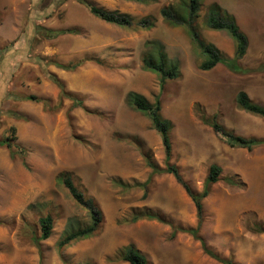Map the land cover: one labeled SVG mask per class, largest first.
I'll return each instance as SVG.
<instances>
[{"label": "rangeland", "instance_id": "rangeland-1", "mask_svg": "<svg viewBox=\"0 0 264 264\" xmlns=\"http://www.w3.org/2000/svg\"><path fill=\"white\" fill-rule=\"evenodd\" d=\"M82 1L0 0V139L11 138L15 127V142L26 150L12 155L0 145V264H131L123 259L131 243L148 264H264V143L232 147L203 121L216 119L225 130L264 139V119L236 101L240 90H248L264 105V0H203L195 21L202 37L229 53L235 40L208 28L207 15L216 3L237 14L250 36L239 60L242 72L222 63L200 69L206 56L190 28L171 24L160 12L173 4L183 14L177 6L183 0ZM87 3L134 18L154 16L156 23L120 27L96 17ZM49 30L57 36H46ZM152 39L181 69L163 87L160 75L142 64ZM130 91L161 101L172 122L171 162L196 193L211 165H220L219 181L203 199L200 230L216 257L187 232L171 238L173 226L197 225L196 206L171 173L151 177L146 156L165 168V151L149 114L130 103ZM65 172L94 198L104 219L91 237L60 246L68 231L91 221L62 184ZM148 211L163 221H131ZM47 214L54 227L41 239L40 219Z\"/></svg>", "mask_w": 264, "mask_h": 264}, {"label": "trees", "instance_id": "trees-1", "mask_svg": "<svg viewBox=\"0 0 264 264\" xmlns=\"http://www.w3.org/2000/svg\"><path fill=\"white\" fill-rule=\"evenodd\" d=\"M136 2L154 1V0H131ZM203 0H183L180 4H177L179 9H183V14H177L173 9L175 5L165 6L161 9L162 16L173 25H184L188 26L191 30V35L196 45L201 49V52L206 56L202 59L199 67L202 70H211L218 64H225L231 70L236 72L245 71L239 64V60L243 58L249 47L248 35L241 29L239 23L233 15L226 14L219 4H213L209 8L207 15V26L213 30H225L235 40L236 51L234 57H225L219 48L211 41L205 39L200 35L195 27V21L199 17L200 10L202 8ZM82 2H85L83 0ZM86 3V2H85ZM90 11L96 17L101 20L120 26V27H139V28H152L156 23L154 16H143L140 18H134L128 13L119 11H110L99 7L97 5L87 3ZM76 33L74 29H62L60 33ZM48 37L57 36L56 32L49 30ZM146 46L149 48L147 53L142 58V64L144 69L152 71L160 75V84L163 87L165 82L169 79H177L181 75V69L177 60L169 58L165 51V47L157 39L148 40ZM58 66L70 69L73 66L62 65ZM62 94H65L63 85L60 84ZM128 99L130 103L142 112L148 113L154 128L160 133L162 144L165 151V168H160L152 162L151 158L147 155L146 160L148 166L151 168V177L155 174L171 173L178 183H180L193 200L196 206L197 212V225L192 228H185L184 226L175 225L172 228L171 238H174L179 232H187L194 238L201 242L203 250L213 257H216L214 252L209 249L205 240L200 236V230L203 224V199L210 194L211 185L219 181V176L222 171L220 165L212 164L208 177L205 181L202 192L196 193L191 186L184 180L180 170L176 164L171 162L172 157V141H171V129L172 122L163 116L161 101L157 99L155 103L150 102L146 96L130 91L128 93ZM28 100H37L35 95L27 96ZM236 101L239 107L242 109L258 115L264 119V105L259 104L251 99L250 95L245 90H240L236 96ZM78 105H83L80 100L76 101ZM203 121L211 125L214 130L223 134L227 143L232 146L246 147L249 150L255 146L264 143V139L255 137H245L238 135L234 132L225 130L223 125L216 119L203 118ZM16 128L11 127V138L6 137L0 139V145H7L11 150V154L19 153L25 155V148L19 145L15 140ZM62 184L69 190L72 197L82 206H84L90 214V224L83 228H79L76 231H68L67 235L61 240L60 246L71 244L72 242L89 238L99 231L102 226L104 215L100 207L95 202L94 198L87 197L83 191L76 185L73 176L69 172H65L60 175ZM150 181V180H149ZM149 181L146 183L148 184ZM142 218L156 219L163 221V218L156 213L151 211L135 214L132 216L131 221H137ZM55 219L53 215L47 214L40 219L41 225V239H47L51 236L54 227ZM123 259L131 264H148L146 256L137 248L133 243L129 244L123 255ZM225 264H235L232 260H223Z\"/></svg>", "mask_w": 264, "mask_h": 264}, {"label": "crops", "instance_id": "crops-1", "mask_svg": "<svg viewBox=\"0 0 264 264\" xmlns=\"http://www.w3.org/2000/svg\"><path fill=\"white\" fill-rule=\"evenodd\" d=\"M224 8V7H223ZM224 10H227V9H225L224 8ZM227 11H229V10H227ZM239 12H241L240 10H238ZM230 12V11H229ZM230 14L231 15H233L235 18H236V20H237V22H240L239 21V19H238V16H237V14H234V13H231L230 12ZM240 25V24H239ZM241 27V26H240ZM244 27H241V29L248 35V38L250 37L249 36V33H248V31L247 30H245V29H243ZM232 41H233V39H231ZM209 41H211V40H209ZM211 42H213V41H211ZM214 43V42H213ZM215 44V43H214ZM216 45V44H215ZM218 48H219V50L221 51V53L223 54V55H226V56H228V57H234V55H235V51H236V43L233 41V43H232V48L228 51L229 53H227V52H224L223 51V49L219 46V45H216ZM248 49H249V47H248ZM249 50H247V52H248ZM247 54V53H246ZM245 91H247V93L250 95V97H251V99L253 100V98H252V96H251V93L248 91V90H245ZM257 103H259V102H257ZM260 104V103H259Z\"/></svg>", "mask_w": 264, "mask_h": 264}]
</instances>
